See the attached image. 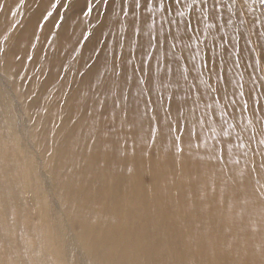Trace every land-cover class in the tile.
<instances>
[{
  "label": "bare ground",
  "instance_id": "6f19581e",
  "mask_svg": "<svg viewBox=\"0 0 264 264\" xmlns=\"http://www.w3.org/2000/svg\"><path fill=\"white\" fill-rule=\"evenodd\" d=\"M53 1L0 0V77L11 79L9 87L0 79V89L14 114L13 94L24 110L28 144L40 152L61 203L53 213L58 222L44 207L34 217L28 194L35 197L37 185L24 182L17 120L10 113L5 122L2 108L12 109L0 104V264H60V248L71 252L78 244L91 264H264V72L249 66L258 55L264 61V27L253 24L256 17L242 23L226 12L232 23L222 30L204 33L201 25L196 35L203 42L192 60L196 46L188 47L192 33L183 23L170 26L157 17L153 24L143 10L139 18L131 11L125 17L123 0H93L86 19L85 1L76 0L57 28L56 12L43 20ZM88 25L94 32L84 39ZM238 34L236 67L231 42ZM153 36H159L157 48L149 47ZM181 55L186 59L177 61ZM213 56L224 61L219 83L201 61ZM137 69L150 71V93L138 83L143 73ZM237 82L249 109L221 118ZM217 87L219 93L210 91ZM170 94L171 118L183 109L200 136L199 149L195 139L189 147L185 133L178 151L164 123L153 142L146 99L151 96L162 119ZM229 143L231 154L218 160L217 149ZM26 154L35 168L31 151Z\"/></svg>",
  "mask_w": 264,
  "mask_h": 264
},
{
  "label": "snow or ice",
  "instance_id": "6c2138e0",
  "mask_svg": "<svg viewBox=\"0 0 264 264\" xmlns=\"http://www.w3.org/2000/svg\"><path fill=\"white\" fill-rule=\"evenodd\" d=\"M21 3H23V0H21ZM103 3L107 5L108 0H103ZM60 4V0H55L54 3L51 5V9L46 12V14L43 16V20L47 21L52 15L53 12L58 8ZM64 8L66 9L68 7V4L65 3ZM93 2L92 0H89L87 8L83 11L84 17L91 16L93 12ZM141 10L150 13L152 16V22L153 24L156 23V18L159 17L161 21H166L170 26L176 25L179 27L180 23H183L185 26V30L192 33V35L189 37L190 44L188 47L190 48L192 44H195L196 46V55H193L190 57V59L195 60L196 56L199 55L200 52V44L203 42L201 40V37L199 35H196V33L200 32L201 25L203 26V32L208 33L211 29L216 28L217 31H220L224 28L225 24L230 25L232 23V19L229 18L226 21L224 20L225 14L229 15V17L236 16L240 19V21L243 23L247 16L249 14L256 17V19L253 20V24L260 23L262 27H264V0H123V7L122 12L125 17H127L131 11V14L137 18H139V15L141 13ZM63 21V15L60 17V21L57 22L56 27L58 28L60 26V23ZM43 25H41L42 27ZM160 33L159 35H163V24L160 25ZM139 29L136 28L134 30V33H138ZM261 35H264V33H261ZM85 39H87V36H85ZM221 44L220 47H225V38L221 37ZM239 34L234 37V42H231L232 44V55H233V65L236 67H239L241 57L239 55L240 53V45H239ZM155 41V43L153 42ZM248 43L251 44V40H248ZM159 46V36H153L152 39L149 42L150 48H157ZM35 45H33V48ZM172 48H175L176 45L173 43L171 45ZM252 51H255V49H251ZM0 51H3L2 48H0ZM148 59H151L152 53L149 52L146 54ZM29 60L32 59L31 56L28 57ZM186 58L181 55L177 57V61L185 60ZM201 61L203 63V67L208 70L209 73H212L215 75V78L217 80V83L220 81H223L225 77L222 75L223 73V65L224 61L221 59L219 63H217L215 56L212 57L211 61L205 59L204 57H201ZM146 63V61H144ZM159 64V60L157 61ZM250 67H252L254 70L259 69L261 72H264V61H262V58L258 55L255 58L254 63L249 64ZM183 71L181 75L187 79L188 75L190 73V70L188 66L182 65ZM141 71L143 74L140 77L138 83L140 85L144 86L145 91L151 92V86L153 84V77L150 74V71L147 69H137ZM160 69L158 68V71ZM171 66H167V74H171ZM261 81H264V77L259 78ZM264 87V83L261 85ZM211 92L213 93H219L220 89L217 88H211ZM233 99L229 100V103L227 105H224L221 109V118H226L227 115H233L235 114V111L237 108H239L241 115H243L244 112L248 111L249 105L248 100L245 99V91H244V85L240 82H237V89L233 92ZM239 95L240 99L237 101L234 97ZM249 98H251V92L247 93ZM172 95L170 94L167 97V100L169 101V105L164 110V116L161 119L158 117L156 108L153 106L154 102L151 99V96L149 95L145 102L146 109L151 113L149 116L151 124V132H152V140L155 141L156 134L161 130L160 125L161 123H164L167 126L168 129V135L171 137L172 140L176 142L177 150L180 152H183V140L184 135L187 133L189 147H192L193 139H195V147L197 149L200 148V136L196 132L194 127H188L187 125V119L184 116L183 109L178 108L177 114L175 119L171 118V100ZM225 98H227L225 96ZM161 102L165 99L164 97H159ZM215 99V97H214ZM254 104L258 105L259 100L256 99L253 101ZM231 107L233 109V112L231 114L227 113V108ZM206 110H211L213 112V116L215 117V110L212 109V105L205 104ZM207 113H205L206 115ZM197 122H201L204 119V116H199L196 118ZM251 123V121H249ZM237 139H240L239 137ZM261 143H264V140L261 141ZM240 147H244V145H240ZM233 149V145L229 143L227 147L221 146L217 149L218 160L225 159L226 155H230Z\"/></svg>",
  "mask_w": 264,
  "mask_h": 264
},
{
  "label": "rangeland",
  "instance_id": "374dc122",
  "mask_svg": "<svg viewBox=\"0 0 264 264\" xmlns=\"http://www.w3.org/2000/svg\"><path fill=\"white\" fill-rule=\"evenodd\" d=\"M75 1L76 0H60V4H59L58 8L53 12V14L55 12L57 14H59V17L56 20V25H57V22L60 21L61 15H65L67 13V10L64 8L63 5L65 3H67L69 6L72 2H75ZM83 1H85L84 6L88 5L89 0H83ZM53 2H55V0ZM92 2H93V0H92ZM84 6H83V8H84ZM85 18L88 19V17H85ZM93 32H94L93 25H88L86 30L83 31L82 38L85 39V36H87V39L90 38L92 36ZM102 41H103V39L100 38V39L96 40V43L101 45ZM116 60H119V57H116ZM89 62L90 61H88V63ZM0 74H1V71H0ZM74 77L77 78V76H74ZM0 79L2 80V83L5 86L9 87L11 85V79H9V81L4 77H2V78L0 77ZM12 97H13L14 102L18 108V115L16 113L14 114L12 103L9 101L8 98H6L3 95V93L1 92V89H0V104L1 105L8 104V107L6 109H8V108L12 109V111L9 112V111L5 110L4 107L2 108L3 112L5 111L3 113V116L5 115V117H4L5 122L7 121L9 123V121H10L9 114L10 113H13L15 120H17V125L14 129H15L16 134L18 135L16 142H17V145H18V148H19L21 155H23V160H24L25 166H26V170L23 173L24 182L26 183V185L28 183H34L37 185L35 190H34V193H33V194H35V197L32 196V194H28V195H30L29 199H30L31 203L33 204V208L35 209L34 217L38 218V216L42 210V207H44L48 213L50 212L52 222L56 223L59 221V218L54 216L53 213L55 211L57 212L60 210L61 203L54 196L55 190H54V186H53V181L47 175V171L44 167L40 152L37 149L31 148L30 145L28 144V133L26 131H27L29 122L26 118V114H25L24 110L21 108L19 101L17 100V98L15 97L14 94L12 95ZM34 105L36 106L35 103H34ZM8 123H7V125H8ZM109 126H110V122L108 120L103 121V127L105 129H108ZM28 150L31 151V157L30 158L34 161L35 168L28 166L29 160L25 157L27 155L26 152H28ZM67 236L71 240L74 238L76 239L75 234L71 230L67 231ZM78 245L79 246H76L74 248V250L71 252H70V250H67V248H65V246L63 245V248H60V250L58 252V256L60 258L59 263L60 264H91L87 254L85 252L84 247L80 244H78Z\"/></svg>",
  "mask_w": 264,
  "mask_h": 264
}]
</instances>
